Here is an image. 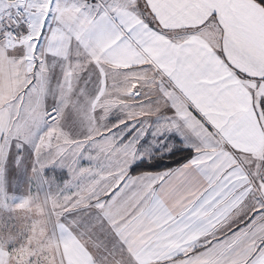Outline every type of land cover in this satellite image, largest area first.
Segmentation results:
<instances>
[{"label": "snow or ice", "instance_id": "snow-or-ice-1", "mask_svg": "<svg viewBox=\"0 0 264 264\" xmlns=\"http://www.w3.org/2000/svg\"><path fill=\"white\" fill-rule=\"evenodd\" d=\"M0 264H264V0H0Z\"/></svg>", "mask_w": 264, "mask_h": 264}]
</instances>
